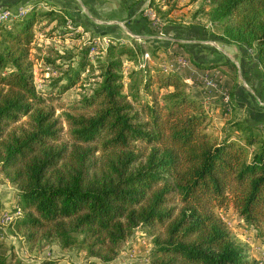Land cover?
Returning <instances> with one entry per match:
<instances>
[{
  "label": "trees",
  "instance_id": "16d2710c",
  "mask_svg": "<svg viewBox=\"0 0 264 264\" xmlns=\"http://www.w3.org/2000/svg\"><path fill=\"white\" fill-rule=\"evenodd\" d=\"M140 1L121 2L130 11ZM175 1L147 2L160 16L167 14L160 5L169 11ZM206 5L208 22L220 31L202 27L197 39L251 48L263 65L264 0ZM38 17L56 19L54 28H66L67 19L79 24L65 6L35 9L34 3L0 22V172L15 187L8 212H18L9 225L23 241L32 247L56 240L111 260L139 226L152 243L143 264H258L216 209L230 206L255 235H264V117L247 121L230 92L225 110L231 113L219 137L212 136L210 119L179 74L156 66L153 74L147 67L124 73L121 55L133 59L137 48L114 37L99 50L96 79L88 87L82 82L79 99L66 104L62 92L87 81L81 73L93 67L89 45L55 63L57 74L37 89L29 47ZM149 45L151 54L167 47ZM195 45L193 64H221L202 59L205 45ZM1 247L0 264H19Z\"/></svg>",
  "mask_w": 264,
  "mask_h": 264
},
{
  "label": "rangeland",
  "instance_id": "374dc122",
  "mask_svg": "<svg viewBox=\"0 0 264 264\" xmlns=\"http://www.w3.org/2000/svg\"><path fill=\"white\" fill-rule=\"evenodd\" d=\"M91 1H93L94 5L90 4ZM121 1L128 4L133 0ZM147 1L142 0L136 3L133 11H138L141 13L140 15L143 19L147 20L144 21L149 31L144 33L140 30L128 32L122 29L119 30V39L137 48L133 59H128L124 54L121 55L123 65L121 70L124 73H127L131 67H147L148 72L153 74L155 66L159 67L162 71H176L181 80L184 81L185 88L189 94L200 101L203 111L210 119L209 125H207V131L216 138L220 135L218 124L221 120H225L231 113L228 111L229 109H225L229 107L230 92L233 94L235 88L231 89L229 88L230 86L226 87L228 85L226 84L228 79L233 80L235 84L238 79L240 82L242 80L241 84L243 83V85L248 87L254 104L261 106L262 103L259 98H262V102H264V95H260V91L257 90L258 82L256 77L254 78L251 73L249 74L251 76L247 77V74L243 73L241 66H238L237 63L240 61V53L232 46L226 45V43L219 40L210 39L211 41H209L207 38H202L206 39L205 46L209 47V51L215 55V57L212 56L208 60L221 62L220 65L214 67L222 70L221 72L224 73L226 80L222 78L219 71L214 70L213 72L204 71L202 73H196L190 68L193 65L191 57L196 52L194 39L198 38L196 36L198 31L202 27H209L212 33H218L220 31L219 28L211 26L208 22L207 11L205 9L208 0H176L169 11V8H167L169 5L163 4L160 5V8L163 10L166 9L167 14L160 16L152 6H149ZM33 3L35 4V9H47L52 4L54 6H65L79 23L73 24L67 19L66 28L62 27V25L54 28L52 25L56 19L47 22L46 18L38 17L40 20L33 22L31 26L33 40L29 47V60L31 61L32 77L37 89L46 87L51 76L57 74L55 63L66 61L80 47L89 45L87 55L91 58L93 67H89V70L85 69L81 73L82 76H80L81 78L86 76L87 81L75 82L60 95L61 100L66 104H71L79 99V93L84 91V87H88L96 79L98 73V67L95 63L96 57L99 55L100 48H103L110 41L111 37H114L109 36L110 34L108 33H104L109 23H104L103 21H108L110 18L102 15L104 11L110 10L116 2L115 0H33L30 2V4ZM96 7H99V9L103 7L99 11L102 15L97 16L94 13ZM140 19L143 21L142 18ZM103 24H105V29L103 28ZM173 26L177 28L169 29ZM94 29L99 30L97 32ZM98 33H104V35ZM143 34L151 36L145 37L147 39L144 40ZM130 37H133L135 40H132ZM177 38L182 39L181 41L186 49H188L187 47H192L190 52H187L182 47L183 49L179 50L181 52L175 50L166 51L163 48H158L154 54L150 53L149 44H151V40L159 42L158 45L166 43L167 46H171ZM135 41H139V43ZM162 50H165L164 55L161 54ZM198 53L201 52L198 51ZM49 59L53 60L49 61ZM82 82L84 83V87L81 84ZM153 87H156L159 93H164L165 91L164 87L157 86V81H154ZM262 89L264 90V87ZM243 106V104H240L236 110L241 111ZM0 179L4 183L0 190H5V193L10 194V196L6 195L4 199L9 202L0 207L1 217L2 213L9 211L12 207L16 196L14 194L15 187L3 177L1 172ZM216 212L230 227L232 236L241 243L246 244L249 257L257 261L261 247H263L264 235H255L250 225L240 220L230 206L218 208ZM0 243H3L1 249L5 253H13L11 262L14 263V260H18L19 264H143L152 246L151 241L145 236L142 229L136 226L131 234L120 244L114 258L111 260H101L97 257H87L82 249L61 247L56 240L40 239L31 247L23 241L22 235L9 225V220L4 221L1 218Z\"/></svg>",
  "mask_w": 264,
  "mask_h": 264
},
{
  "label": "crops",
  "instance_id": "0c3cea01",
  "mask_svg": "<svg viewBox=\"0 0 264 264\" xmlns=\"http://www.w3.org/2000/svg\"><path fill=\"white\" fill-rule=\"evenodd\" d=\"M32 1L33 0H0V7L9 6L12 9H16L19 7L26 8V7H28L30 2H32ZM115 2H116V4L110 10L104 11L103 15L101 14V12L99 13V11L103 9V7L102 8L100 7L101 9H99V7H96L95 12L93 11L97 16L102 15V16H105L106 18H110L109 20L107 19L108 21H103L104 23H109L107 25V30L104 33H108V34H110L109 36H114L116 38H119V32H120L119 30L120 29L124 30L125 32L132 31V30L133 31L140 30L141 32L145 33V32L149 31L146 23L141 21L138 14L130 13V11H133L132 10L133 8L129 11V9H126L124 6H122L121 0H115ZM90 4L94 5L93 1H91ZM103 28L105 29V24H103ZM94 30H97V29H94ZM98 30H97V32H98ZM104 33H98V34L104 35ZM143 36H144L143 38L145 40V39H147L145 37H150L151 35L143 34ZM175 40H177V42H175L171 46H167L165 48L166 51L175 50L177 52H181L179 50H182L183 48H185V45L181 41L182 39L177 38ZM205 40L206 39H194V42H195V44L200 43V44L206 45ZM209 41H211V40H209ZM150 42L153 45L159 44V42H157V41L151 40ZM226 45L232 46L233 48H235L236 51H239V53H240L239 60L240 61L237 62L238 66H241V70L243 71L244 74H247V77L251 76V75H249L250 73L253 74L252 76L254 78L256 77V80L258 82L257 90L260 91V95H264V90L262 89V87H264V78H263L264 64L262 65V64H259L257 62L255 55H254L251 48H248L246 51H243L239 46H237L235 44L226 43ZM194 47L197 48V46H194ZM191 48L192 47H189V49H191ZM208 48L209 47L205 46L204 50L200 51L201 53L203 52L202 56H201L202 59L208 60L212 56L215 57V55L213 53H211V51H209ZM165 50L164 51L162 50L161 54L164 55ZM190 68L192 70H194L196 73L197 72L202 73L204 71L213 72L214 70L219 71L220 75H222V78L224 80H226L224 73L221 72L222 70L217 69L216 67L202 68V67H198V66L193 64L190 66ZM239 74H240V72H239ZM241 82H242V80H241ZM241 82L238 79L236 81V84H235L233 82V80L228 79L227 83H226L228 85H226V87L230 86L229 88H231V89L235 88V91L232 95H233V98L239 103V105L240 104L244 105L243 109H241L240 112L245 119H247L249 121H259V122L261 121L262 122V120H260V118L264 117V109H261L254 104V101L252 99V95L250 94V91H248V87L246 85H243V83L241 84ZM244 86H246L247 88ZM248 116H250V118H248ZM223 120L220 121V123L218 124L219 126L223 123ZM3 185H4V183L0 179V188ZM4 191L5 190H0V207L6 205L9 202V201H6L4 199L6 198V195L10 196V194L5 193ZM7 191H9V190H7Z\"/></svg>",
  "mask_w": 264,
  "mask_h": 264
},
{
  "label": "built area",
  "instance_id": "2783aa9c",
  "mask_svg": "<svg viewBox=\"0 0 264 264\" xmlns=\"http://www.w3.org/2000/svg\"><path fill=\"white\" fill-rule=\"evenodd\" d=\"M26 8H22V7H19L16 9H12V8H8V7L0 8V22L1 21H7L16 15H20L21 13H23L25 11ZM17 212H18L17 209L14 210L13 212L6 211V212L1 214L0 218L4 221L10 220L13 217V215ZM262 246L263 247H261L260 254L257 257L258 258L257 259L258 264H264V243L262 244Z\"/></svg>",
  "mask_w": 264,
  "mask_h": 264
}]
</instances>
